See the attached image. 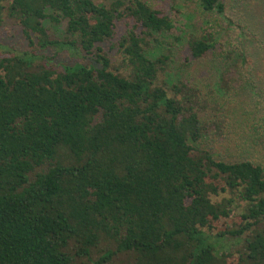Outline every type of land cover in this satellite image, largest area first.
<instances>
[{
    "label": "trees",
    "instance_id": "16d2710c",
    "mask_svg": "<svg viewBox=\"0 0 264 264\" xmlns=\"http://www.w3.org/2000/svg\"><path fill=\"white\" fill-rule=\"evenodd\" d=\"M102 1L0 0V24L16 21L30 46L0 44V264H115L125 252L133 258L119 264H264V165L202 146L224 137L227 114L220 107L210 120L198 86L161 79L168 56L150 57L147 36L170 31L172 19L146 0ZM188 1L206 12L226 7ZM46 20H65L63 36ZM120 23L123 71L102 45L115 43ZM187 45L193 59L214 48L206 35ZM47 48L73 61L55 68L36 51ZM237 49L222 56L218 77L231 94L254 55ZM224 192L246 204L217 231L234 197L211 196ZM227 235L244 236L237 257L215 251Z\"/></svg>",
    "mask_w": 264,
    "mask_h": 264
},
{
    "label": "rangeland",
    "instance_id": "374dc122",
    "mask_svg": "<svg viewBox=\"0 0 264 264\" xmlns=\"http://www.w3.org/2000/svg\"><path fill=\"white\" fill-rule=\"evenodd\" d=\"M111 1L102 2L108 5ZM146 1L152 7L161 9L173 22L170 31L155 34L154 38L147 36L150 57L168 56L167 69L161 79L169 83L187 80L198 86L204 96L210 100L207 108L210 120L220 111V107L227 114L223 127L224 137L204 140L202 146L207 145L218 159L236 161L250 158L264 165V50L261 40L264 38V0H226L223 13L206 12L196 1ZM44 24L52 36H63L65 20L60 24L46 20ZM250 28L255 30L252 31ZM125 29L126 25L120 23L117 27L115 43L108 41L102 44L111 59L112 68L120 71L124 70V64L115 44L118 45L117 41ZM203 35L211 37L214 48L203 57L193 59L188 53L187 40L190 36ZM0 44L14 50L30 48L21 26L5 17L0 24ZM243 47L254 55H250L248 61L242 65V73L246 80L243 88L231 94L218 85V77L226 64L222 63V56L225 52L231 51L232 56L235 57L237 48ZM36 51L43 53L44 60L55 68H61V64L73 61L66 52L60 51L57 54L53 48L36 49ZM230 196L233 195L224 192L218 196H211V199L219 201L223 197ZM233 197L231 220L219 219L215 225L217 231L225 229L228 222L236 223L237 214L246 204L237 195ZM216 230L211 233L214 235ZM244 243V236H222L216 241L215 251L231 253L233 257H237ZM99 247L104 248V244ZM97 255L98 252L95 251L90 257L94 258ZM131 258H133L131 253H118L113 256L112 263H127ZM87 263L86 257L83 260L76 259L74 262V264Z\"/></svg>",
    "mask_w": 264,
    "mask_h": 264
}]
</instances>
